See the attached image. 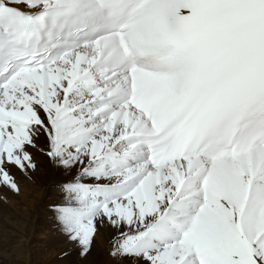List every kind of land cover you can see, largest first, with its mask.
I'll return each instance as SVG.
<instances>
[{
  "label": "snow or ice",
  "instance_id": "1",
  "mask_svg": "<svg viewBox=\"0 0 264 264\" xmlns=\"http://www.w3.org/2000/svg\"><path fill=\"white\" fill-rule=\"evenodd\" d=\"M41 160L61 259L264 264V0H0V186Z\"/></svg>",
  "mask_w": 264,
  "mask_h": 264
},
{
  "label": "bare ground",
  "instance_id": "2",
  "mask_svg": "<svg viewBox=\"0 0 264 264\" xmlns=\"http://www.w3.org/2000/svg\"><path fill=\"white\" fill-rule=\"evenodd\" d=\"M17 178L19 194L0 186V264H116L104 252V237L97 239L96 250L86 261L75 252L61 259L59 253L66 246L53 235L44 211L53 196L52 170L41 160L30 179L19 173Z\"/></svg>",
  "mask_w": 264,
  "mask_h": 264
}]
</instances>
